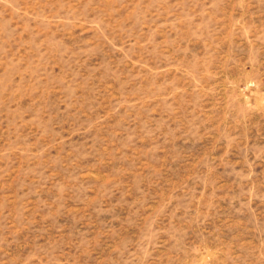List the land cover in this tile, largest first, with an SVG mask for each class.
<instances>
[{"label": "rangeland", "instance_id": "374dc122", "mask_svg": "<svg viewBox=\"0 0 264 264\" xmlns=\"http://www.w3.org/2000/svg\"><path fill=\"white\" fill-rule=\"evenodd\" d=\"M0 264H264V0H0Z\"/></svg>", "mask_w": 264, "mask_h": 264}]
</instances>
